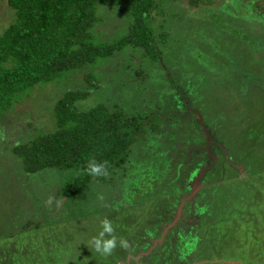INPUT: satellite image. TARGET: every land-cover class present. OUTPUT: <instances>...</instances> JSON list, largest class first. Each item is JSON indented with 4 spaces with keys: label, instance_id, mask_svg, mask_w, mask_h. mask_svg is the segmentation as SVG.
<instances>
[{
    "label": "rangeland",
    "instance_id": "obj_1",
    "mask_svg": "<svg viewBox=\"0 0 264 264\" xmlns=\"http://www.w3.org/2000/svg\"><path fill=\"white\" fill-rule=\"evenodd\" d=\"M162 8L150 16L157 37L164 22L167 39L157 40L164 57L117 52L95 65L100 83L78 104L152 115L126 166L106 174L113 182L94 176L67 198L64 172L26 173L12 150L55 128V101L88 87L91 68L35 86L0 115V264H138L185 242L192 247L183 264H264V0H166ZM102 14L101 40L125 33L129 19L119 6ZM12 18L0 0V33ZM181 97L186 112L177 108ZM103 219L117 240L108 255L91 244ZM144 234L148 250L132 249Z\"/></svg>",
    "mask_w": 264,
    "mask_h": 264
},
{
    "label": "trees",
    "instance_id": "obj_2",
    "mask_svg": "<svg viewBox=\"0 0 264 264\" xmlns=\"http://www.w3.org/2000/svg\"><path fill=\"white\" fill-rule=\"evenodd\" d=\"M1 1L12 9L13 18L0 33V115L35 86L58 79L70 80L78 70L91 68L83 75L88 87L65 90L55 101L52 108L55 128L12 147L26 173L45 168L61 170L64 172L62 195L78 197L94 179L86 171L87 162L90 159L106 162L107 173L112 171L114 174L125 167L131 158L130 145L143 131L146 118L152 116L126 113L121 106H109L105 102L81 108L79 102L87 99L91 88H97L101 80L94 70L95 65L129 47L152 60H159L163 53L157 40L161 38L164 42L167 35L162 30L164 22L159 23L158 37L154 34L150 14L153 10L162 12L166 0ZM206 1L209 0H190L194 4ZM116 6L128 16L126 31L111 40H101L96 27L104 21L102 12ZM181 98L177 108L186 112V101ZM187 113L195 115L196 112ZM156 117L162 116L156 114ZM150 122H154L152 118ZM207 151L203 150L204 153ZM98 176L113 182V177ZM143 225L151 229L158 224H138L134 229ZM144 236L148 237L145 234L136 237L132 249L138 246V251L148 250L149 245L142 239ZM185 244L177 250L174 243L175 249L169 254H144L138 264H165L170 258L174 259L173 263L183 264L192 247L191 242L189 247L187 242Z\"/></svg>",
    "mask_w": 264,
    "mask_h": 264
},
{
    "label": "clouds",
    "instance_id": "obj_3",
    "mask_svg": "<svg viewBox=\"0 0 264 264\" xmlns=\"http://www.w3.org/2000/svg\"><path fill=\"white\" fill-rule=\"evenodd\" d=\"M86 171L91 176L106 175V162H97L95 159H90L86 165ZM101 230L98 232L96 237L91 240L92 247L94 250L102 255H108L111 253L113 248L116 246L117 240L113 234V225L108 219H103L100 222ZM108 234L105 237V234ZM120 246L126 247V241L121 239L119 241Z\"/></svg>",
    "mask_w": 264,
    "mask_h": 264
},
{
    "label": "water",
    "instance_id": "obj_4",
    "mask_svg": "<svg viewBox=\"0 0 264 264\" xmlns=\"http://www.w3.org/2000/svg\"><path fill=\"white\" fill-rule=\"evenodd\" d=\"M203 172V171H202ZM201 172V173H202ZM201 173H200V175H201ZM195 188V187H194ZM194 188H193V191H192V193L194 192ZM190 197L191 196H188V199H190ZM186 199L184 198L183 200H182V203H181V205H180V207H179V212H180V209L182 208V205H183V203H184V201H185ZM168 228V227H167Z\"/></svg>",
    "mask_w": 264,
    "mask_h": 264
},
{
    "label": "flooded vegetation",
    "instance_id": "obj_5",
    "mask_svg": "<svg viewBox=\"0 0 264 264\" xmlns=\"http://www.w3.org/2000/svg\"><path fill=\"white\" fill-rule=\"evenodd\" d=\"M189 196H191V195H189ZM183 199H184V198H183ZM185 199H186V200H189V199H188V196H187ZM181 201H182V200H181ZM181 203H182V202H181ZM180 205H181V204H180ZM177 211H178V209H177Z\"/></svg>",
    "mask_w": 264,
    "mask_h": 264
}]
</instances>
